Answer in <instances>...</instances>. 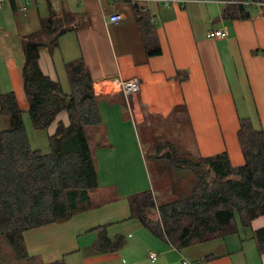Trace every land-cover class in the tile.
I'll use <instances>...</instances> for the list:
<instances>
[{
  "label": "crops",
  "instance_id": "0c3cea01",
  "mask_svg": "<svg viewBox=\"0 0 264 264\" xmlns=\"http://www.w3.org/2000/svg\"><path fill=\"white\" fill-rule=\"evenodd\" d=\"M182 1L8 0L0 10V36L14 35L18 47L10 50L16 56L22 52V38L39 29L40 19L51 11L58 16L69 14L74 29L59 38L56 54L41 49L38 64L44 75L59 81L65 89L61 79L65 71L60 74L57 64L64 69L66 62L79 57L84 60L101 117V125L90 127L96 128L97 142L103 137L100 133L104 126L110 129L122 123L123 116L118 119L113 109L121 106L120 99L131 97L130 111L144 139L149 138L144 133L150 131L152 121L172 119L178 123L183 114L198 157L226 152L232 165H241L239 120L248 118L255 129L264 131V5L250 9L249 18L237 19L223 15L229 6L227 0ZM136 12L150 16L161 47L159 56L146 57ZM113 14L121 15V21L110 23ZM213 30L224 31L226 37L209 38L207 34ZM21 66L11 55H0L2 90L14 92L19 107L25 110ZM133 79L138 81L139 90L127 96L123 83ZM59 123L69 125L65 111L48 127V136ZM107 134L105 139L110 142L98 143L97 151L112 153L113 144L119 146L122 131ZM125 153L121 152V162L112 168L122 171L129 181L135 165L126 160ZM96 159L93 156L98 187L88 192V206L65 222L25 231L24 241L31 256L44 263L63 259L66 264H264V255L253 238V233L264 227V215L248 227L237 222V231L224 238L177 249L131 217L128 197L148 190L155 195L153 188L141 180L138 187L120 192L109 175L103 179L105 183H100ZM112 186L114 195H96L101 187L108 190ZM102 235L109 241L120 236L123 243L115 250L98 249ZM151 252L156 254L153 260L149 258Z\"/></svg>",
  "mask_w": 264,
  "mask_h": 264
},
{
  "label": "trees",
  "instance_id": "16d2710c",
  "mask_svg": "<svg viewBox=\"0 0 264 264\" xmlns=\"http://www.w3.org/2000/svg\"><path fill=\"white\" fill-rule=\"evenodd\" d=\"M223 15L249 18L248 11L235 5L227 6ZM71 19L69 14L58 16L51 11L40 19L36 32L21 40L20 78L33 129L47 131L62 111L68 116L69 125L59 123L48 136V153L30 147L22 117L25 110L15 93L0 92V118L5 121L0 129V264H12L4 246L16 264H66L63 259L44 263L31 256L24 232L69 220L88 206V192L98 187L86 131L101 125L90 72L81 57L66 62L65 90L59 81L44 75L38 64L41 49L52 53L60 36L74 29ZM135 19L146 57L159 56L161 47L150 16L136 12ZM237 141L243 157L238 166L231 164L226 152L195 159L178 157L174 150L155 155L176 169L190 171L195 185L159 205L151 190L132 194L127 199L131 217L177 249L224 238L237 231V222L250 226L264 215V131L241 118ZM253 238L264 255V227ZM122 243L120 236L109 241L102 235L97 248L115 250Z\"/></svg>",
  "mask_w": 264,
  "mask_h": 264
},
{
  "label": "rangeland",
  "instance_id": "374dc122",
  "mask_svg": "<svg viewBox=\"0 0 264 264\" xmlns=\"http://www.w3.org/2000/svg\"><path fill=\"white\" fill-rule=\"evenodd\" d=\"M13 36L14 35L10 37L0 36V51H3L2 53H0V55H11L12 58L16 59V61L20 65L23 64L22 52L18 51V53H16V56H14V52L11 51L17 49L18 47V43H15L13 41L15 39V37ZM4 50H6V52H4ZM53 52L56 54L57 49H55ZM57 67L60 74L62 73V71L64 73V69L61 63H58ZM61 79H63L62 83L66 90L67 85L64 75L61 76ZM0 91L3 92L1 82ZM135 93H130L127 96ZM130 99L131 97H127V99H120L119 103L121 106L114 108L113 114L118 117V119L119 116H123L121 119L122 123H116V128L110 127V129H105L104 126L102 129L103 131H101L100 133L103 135V137L99 142H97L94 138L96 137V128H90L89 130H91V132L88 131L87 133L89 146L91 148L93 156L94 158L97 157L96 165L99 169L100 183H105L103 179L107 178V176L109 175V179H112V181L116 180L115 183L118 187V191L123 192L128 191L127 189H129V187H138V183L141 180H144V182L148 184L149 189L153 188V191L155 192V195L153 193V196L157 205L172 201L178 197L176 195L188 192L195 185V177L190 171H182L176 169L172 167L171 163H168L166 160L154 158V156L159 155L160 153L164 154L165 150H174L176 156L178 157L185 156L190 159H195L198 157L195 153V145L192 140L191 131L187 124L186 118L182 114L178 123H175L172 119L164 123L162 121L158 122L157 120L152 121L150 131L148 130V133H144L149 137L148 140H146L144 139V135L140 127L134 123L129 107ZM114 115H112V117H114ZM22 117L25 134L29 141L30 147L34 150L40 151L43 154L48 153L49 144L47 131L34 130L26 110L23 112ZM4 122V119L0 118V129L4 128ZM116 130L117 132L122 131V137L118 140L119 146L113 144V148L115 150L113 149L112 153H106L108 151L105 152V150L97 151V149H99L97 148V146L105 145L110 142V140L108 141L107 138V140L105 139V134L108 135V131L114 134ZM98 143L100 144L97 145ZM123 151H127V153H125L124 155L126 160L130 164L133 163L135 165L132 166L129 172V174L132 176V179L129 177V181H127L124 175H122V171H119L117 168H112L113 164L121 162V152ZM136 158L139 160L141 159L142 162H137ZM123 172L125 173V171ZM101 190L96 193V195L98 194L97 196L99 198L103 195L104 197H106L108 195H114L116 193L115 187L113 186L109 187L108 190H105V188L101 187ZM85 202H87V200ZM236 219L238 221V218ZM3 250L5 254H7V257L11 261V263L16 264V262L12 260L9 249L4 246Z\"/></svg>",
  "mask_w": 264,
  "mask_h": 264
},
{
  "label": "built area",
  "instance_id": "2783aa9c",
  "mask_svg": "<svg viewBox=\"0 0 264 264\" xmlns=\"http://www.w3.org/2000/svg\"><path fill=\"white\" fill-rule=\"evenodd\" d=\"M7 1L8 0H0V10L3 8V6ZM178 1L184 2L182 0H164V3L169 4ZM226 3L229 5L241 6L245 11H249L250 9H254V8H259L260 6L264 5V3L261 0H227ZM121 19H122L121 15L113 14L109 17V22L118 23L121 21ZM207 36L209 38H214V39H224L226 37V33L222 30H213L208 32ZM138 90H139V83L136 79L123 83V91L125 95H128L130 93H135ZM155 255L156 254L154 252H151L149 254V258L153 260L155 258Z\"/></svg>",
  "mask_w": 264,
  "mask_h": 264
}]
</instances>
